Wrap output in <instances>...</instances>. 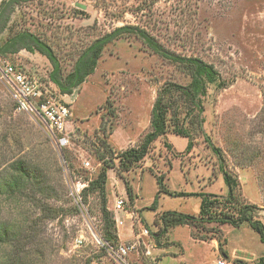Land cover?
Segmentation results:
<instances>
[{"label": "rangeland", "instance_id": "obj_1", "mask_svg": "<svg viewBox=\"0 0 264 264\" xmlns=\"http://www.w3.org/2000/svg\"><path fill=\"white\" fill-rule=\"evenodd\" d=\"M122 26L145 30L171 53L211 64L226 84L222 89L207 86L202 131L193 134L194 146L188 153L187 140L169 130L129 172H119L116 160L108 170L107 208L113 214L118 243L131 246L127 262L217 264L222 259L226 264H258L264 244L247 223L221 226L219 246L217 241L195 240L188 226L170 229L157 245L158 226L153 222L165 212L197 216L201 194L225 197L223 164L237 178L243 201L258 208L254 214L264 225V0H28L13 7L0 43L14 32L28 30L52 48L65 75L83 49ZM7 64L37 79L42 89L70 109L65 149L73 157V168H67L60 151L51 154L50 148H58L45 121L11 113L7 123L23 122L15 138L18 157L37 166L46 188L23 184L22 196L0 194V224L17 227L16 237L22 243L25 236L36 237L26 246L31 264H118L102 250L97 195L83 204L87 212L75 211L72 184L94 179L100 170L96 151L102 128L107 129L105 142L115 154L139 147L150 132L159 90L186 84L187 79L133 36L108 44L93 74L65 96L50 82L52 65L43 55L21 50L0 56L1 152L7 129L3 110L12 105L13 89L2 74ZM169 102L168 119L173 124L175 104ZM206 138L220 151L223 163ZM4 163L3 167L10 165ZM162 177L167 193L160 189ZM43 199L58 212L56 218H47L37 208V201ZM119 199L124 201L123 211L115 210ZM116 220L123 225L117 228ZM78 238L82 243L75 246ZM9 253L10 249L0 247V264H6Z\"/></svg>", "mask_w": 264, "mask_h": 264}, {"label": "trees", "instance_id": "obj_2", "mask_svg": "<svg viewBox=\"0 0 264 264\" xmlns=\"http://www.w3.org/2000/svg\"><path fill=\"white\" fill-rule=\"evenodd\" d=\"M27 1L2 0L0 2V35L7 25L9 15L13 12V7ZM131 36L139 39L151 53L170 63L183 78L187 79V83L183 85L177 83L165 85L159 90L151 110L150 132L144 137L139 147L130 148L115 154L105 142L107 129H101L103 139L98 140V150L96 151V159L101 164V167L94 179L86 178V187L81 191V198L82 203L86 204L88 202L87 198L90 195H97L100 202V237L103 242L112 247L117 246L119 241L116 235L113 214L107 208L106 184L108 180L107 173L108 170L114 168V160L118 162L119 172H129L145 159L150 151L151 145L157 139L167 135L169 130L187 140L185 151L188 153L194 146L193 134L202 131L200 114L203 113L202 98L206 94L207 86L215 85L217 89H222L226 84L220 80L217 71L211 64H207L198 58L182 57L171 53L163 48L145 30L134 26L118 27L96 38L88 47L80 52L71 70L65 75H62L60 63L52 48L28 30L14 32V34L8 36L5 41L0 43L1 57L14 55L21 50L30 53L38 52L46 57L52 65V71L48 75L49 80L58 89L59 93L65 96L70 95L75 88L82 85L88 76L93 74L103 49L108 44L118 39ZM175 94L178 97L174 99ZM169 101H174L175 104L173 124L168 119V113L171 109V103ZM15 107V102L12 100V105L9 104L5 110L2 109L7 129L4 132L5 134L3 133L1 142L4 151H0V176L3 175L0 179L2 181L0 182V194L11 197L14 194L23 195L21 194L23 184L33 187V183H36L37 188H46L45 183H42L43 173L37 170V166H32V164H28L22 158L18 157V143L15 138L23 128V122L13 120L7 123L6 121L7 117L11 116V113L14 115ZM15 119H20V117L15 116ZM46 139L51 143L50 136L47 135ZM206 143L215 155L219 157L220 162L223 163L220 151L215 149L207 138ZM50 151L54 156L60 151L67 168L70 171L72 170L73 157L67 149L60 148L57 151L56 148H50ZM107 155L110 157L107 158ZM5 161L9 162L10 165L3 167ZM220 172L227 189L226 196L220 197L213 194H201L199 213L197 216L177 212L163 213L153 222L155 226H158V232L154 234L157 245H160V240L170 229L178 226H188L195 240L202 242L217 241L220 246V227L223 225L239 227L243 223H247L257 233L260 241L264 244V225L254 214L258 208L243 201L239 193L240 185L237 178L228 172L223 164H220ZM158 182L160 189L167 193L163 185V177L159 178ZM125 188L130 198L131 192L127 183H125ZM46 192L47 190H45V195ZM45 200L43 199L42 203L37 201V208L42 213H46L47 218H56L58 212L49 207L48 202H45ZM73 209L76 211L79 208L76 206ZM28 232H34V228L31 227ZM18 233L17 227L0 224V247L10 249L9 260L6 264H31V254H29L26 246H30L36 237L33 235L30 237L25 236L23 238H26V241L22 243L20 238L16 237ZM102 250L105 249L102 248ZM258 264H264V257L259 259Z\"/></svg>", "mask_w": 264, "mask_h": 264}, {"label": "built area", "instance_id": "obj_3", "mask_svg": "<svg viewBox=\"0 0 264 264\" xmlns=\"http://www.w3.org/2000/svg\"><path fill=\"white\" fill-rule=\"evenodd\" d=\"M3 76L12 86L11 97L15 102V111L17 113H26L32 115L46 122L50 131L53 134V139L56 140L58 148H65L69 143V136L66 131V122L70 119L71 111L65 104L60 103L52 98L50 94L42 89L41 84L37 79L26 75L21 70L12 65H5L3 69ZM86 167L89 163L84 164ZM86 187V183L72 184V197L79 209L85 210L82 203L81 191ZM124 201L117 200L115 203L116 211H123ZM86 211V210H85ZM87 212V211H86ZM117 228L123 225V222L116 220ZM144 236L148 235L146 229L142 231ZM101 245L107 253L118 264H129L127 262V255L130 252L131 246L118 244L115 247L103 242L101 237ZM82 243L81 238L76 239L75 246ZM217 264H226L224 260L219 259Z\"/></svg>", "mask_w": 264, "mask_h": 264}, {"label": "water", "instance_id": "obj_4", "mask_svg": "<svg viewBox=\"0 0 264 264\" xmlns=\"http://www.w3.org/2000/svg\"><path fill=\"white\" fill-rule=\"evenodd\" d=\"M54 143H55V145L57 146V143H56V140H54ZM57 148H58V146H57ZM59 149V148H58ZM60 150V149H59ZM60 154H61V158L63 159V156H62V153L60 152ZM64 161V160H63Z\"/></svg>", "mask_w": 264, "mask_h": 264}]
</instances>
